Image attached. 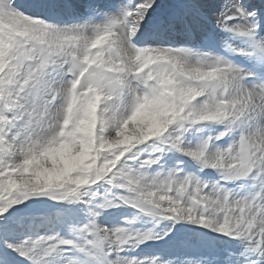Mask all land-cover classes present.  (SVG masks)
I'll return each instance as SVG.
<instances>
[{"label": "snow or ice", "instance_id": "obj_1", "mask_svg": "<svg viewBox=\"0 0 264 264\" xmlns=\"http://www.w3.org/2000/svg\"><path fill=\"white\" fill-rule=\"evenodd\" d=\"M0 264H264V0H0Z\"/></svg>", "mask_w": 264, "mask_h": 264}]
</instances>
